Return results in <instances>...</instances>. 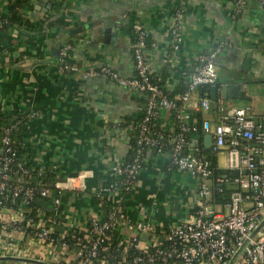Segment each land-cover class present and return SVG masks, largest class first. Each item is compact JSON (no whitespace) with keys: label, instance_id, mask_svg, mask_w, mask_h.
<instances>
[{"label":"crops","instance_id":"0c3cea01","mask_svg":"<svg viewBox=\"0 0 264 264\" xmlns=\"http://www.w3.org/2000/svg\"><path fill=\"white\" fill-rule=\"evenodd\" d=\"M13 1L0 0V10ZM180 1L184 6L182 42L175 50L171 48L170 25ZM233 8L234 0H27L24 3L20 11L22 22L36 26L32 30L16 25L38 33L23 35L16 33L13 26L8 45L0 50V112L10 119L23 116L26 141L35 147L32 163L40 169L54 170L53 182L63 185L57 210L52 197L45 202L50 214L43 210L49 216L44 219L56 218L53 224L46 221L52 224V232L62 228L83 230L92 215L105 217L110 207L119 204L130 219L148 222L164 232L194 215L200 184L199 178L187 172L166 170L167 153L152 149L130 192L121 199L109 194L104 203H97L93 193L106 183L108 170L131 156L134 124L142 115L144 102L139 94L105 76L83 79L75 73L61 71L62 48L70 46L67 58L80 68L106 65L130 77L134 74V29L142 28L150 41L145 58L153 78L177 95L188 82L198 55L224 41L215 59V82L234 74L235 79L243 81L240 87L249 99L224 101L218 89V100L212 110H196L200 98L197 91L189 111L193 116L200 111L201 120L209 122L211 131L188 134L187 150L199 156L212 154L216 169L230 170L228 143L212 153V136L209 144L206 142V136L212 135L220 124L221 109L249 106V115L264 126V5L249 0L238 14ZM60 17L64 18L65 26L50 24ZM76 28L80 30L70 32ZM154 125L173 135L176 131L173 112L160 109ZM242 172L245 174V169ZM221 178L226 188L236 187L228 174ZM213 183L211 178V190ZM210 206L214 211L227 212L226 204L210 203ZM9 216L6 212L5 221ZM61 231L58 241L64 236V230ZM76 249L74 245L65 251L59 242L42 241L35 234L25 235L22 225L13 227L9 223L7 230L0 227V256L77 264ZM0 262L39 264L23 260Z\"/></svg>","mask_w":264,"mask_h":264},{"label":"built area","instance_id":"2783aa9c","mask_svg":"<svg viewBox=\"0 0 264 264\" xmlns=\"http://www.w3.org/2000/svg\"><path fill=\"white\" fill-rule=\"evenodd\" d=\"M248 1L234 0V13H240ZM257 1L264 5V0ZM183 19L184 6L183 1H180L174 9L170 25L171 48L175 50L182 42ZM135 30L132 43L134 74L130 77H124L106 65L96 69L80 68L67 58L69 45L61 50V71L75 73L83 79L92 75L105 76L145 98L129 160L114 163L108 170L106 183L97 188L93 195L97 203L109 194H115L121 199L122 195L132 190L144 168L147 154L155 149L167 153L166 170L177 169L199 178L196 211L191 218L171 225L163 235H159L152 224L130 219L119 204L110 207L105 217L92 215L86 228L82 230L83 235L75 236L72 242L64 240V236L59 241L53 239L52 224L56 222V218L40 219L35 231L37 239L50 243L59 242L65 251L75 245L77 264H89L98 258L101 249L110 247L112 235L117 245L133 249L134 255L128 264H264V224L257 230L264 218L262 124L255 123L254 118L249 115V106L228 107L221 109L220 124L212 131L211 152H217L228 143L227 167L238 171V175L233 178L236 187L226 203L227 212L214 211L210 206L212 190L209 180L213 176L211 162L206 157L187 150V135L198 129L197 122L189 111L193 105L192 96L200 86L215 83V59L224 41L214 49L198 55L186 89L170 98L151 79V71L145 58L146 31L142 28ZM209 101L206 94L200 96L196 110H207ZM162 108L173 112L176 122L173 135L158 130L154 125ZM11 129L12 126H0V219L5 221L4 215L8 212L10 216L6 221L13 227H21L24 221H29L27 205L33 201L35 194L52 197L57 210L63 185L55 181L51 183L52 188L46 185L38 187L23 181V177L28 175V169L15 158ZM201 129L209 133V122L203 120ZM166 140L171 141L170 150L163 148ZM216 181L223 182V179L218 177ZM70 187L74 188L73 185ZM46 221L52 224L48 225ZM142 235H149V238L142 240ZM158 239L166 244L159 245Z\"/></svg>","mask_w":264,"mask_h":264},{"label":"trees","instance_id":"16d2710c","mask_svg":"<svg viewBox=\"0 0 264 264\" xmlns=\"http://www.w3.org/2000/svg\"><path fill=\"white\" fill-rule=\"evenodd\" d=\"M26 1L27 0H14L12 3H8L2 10H0V50L5 49V47L8 45L7 44L8 35H9L10 30L13 28L15 24L24 25L26 28L32 29V30L35 28L36 25L28 26L26 23L24 24L22 22L20 11ZM50 24H57V25L65 26L66 22L63 17H60L59 19H56L55 21H51ZM41 26L42 25H40L39 27ZM135 31L136 30L134 29V32ZM134 34L136 35V32ZM135 35H134V39H135ZM145 41H146V47H147L150 44L148 36L145 38ZM151 79L153 82L160 85V87L168 95V97L174 98L176 96L174 95V93L167 91L160 83H158L153 78L152 74H151ZM186 85H187V82L182 86L179 94L182 93L186 89ZM198 92L200 96H204V94H206V96H209L210 88L208 85H202L198 88ZM141 98H142V101L145 102V98L144 97H141ZM194 119L196 120L197 126H198L197 131H195L194 133L200 134L202 132V129H201L202 120H201L200 111L194 112ZM25 121L26 120L23 119V116L21 115H16L15 117H12V119H10L8 116H4L0 112V126H5V127L12 126L10 136H11L13 148L15 150V158L16 160L20 161L24 165L25 168L28 169V175L23 177L24 179L23 181H27L28 184L38 186V187L42 185L51 187V183L54 181V178L56 175L55 171L52 169H48V168L40 169L38 165H34L32 163L31 159L34 157L35 147L26 141ZM138 121H136L134 124L135 125L134 126L135 127L134 136L131 139L132 148L134 146L133 144H134V138L136 135V125ZM263 129H264V126H263ZM164 145H165L163 147L164 150L171 149V146H172L171 141L166 140ZM0 150H1V144H0ZM204 157H206L211 162V166L213 169L212 178L214 180V183H213L210 203L224 206L228 202L229 195L232 190L229 188H226L225 185L222 184V182H218L216 181V179L218 177L221 178L222 175L226 173L228 174V178L233 180V178L238 175V171L228 170V169L227 170L216 169L214 156L212 154H205ZM48 199L49 197H43L38 194H35L33 201L27 205L29 221H24L22 223V226L25 228V235L33 236L35 234L36 225L39 222V220L44 219V218H49L48 215L50 214V212L46 210L47 208L45 206V202ZM100 203H104V200H100ZM43 210H45V213L48 215H45ZM0 227L4 230L9 229V222L2 221L0 219ZM61 230H54L52 232L53 239H57L58 233L60 231L63 232V230H64V240H67L68 242H72L75 236L77 235H83V231L80 229H76V228H70L69 230H65L64 228H62ZM156 233L159 235H163L164 232H161L157 228ZM111 238L112 240H110L111 241L110 247L108 249H101L99 257L96 259H93L89 264H128L129 263V261L132 259L134 255L133 249L130 246L123 247V245H117V241L114 240L113 235ZM157 243L162 246L166 244V242L163 241L162 239H158ZM1 263L6 264L5 262H1ZM69 264H75V263H69Z\"/></svg>","mask_w":264,"mask_h":264},{"label":"water","instance_id":"95a60500","mask_svg":"<svg viewBox=\"0 0 264 264\" xmlns=\"http://www.w3.org/2000/svg\"><path fill=\"white\" fill-rule=\"evenodd\" d=\"M15 28V32L16 33H21L23 35H35L38 32H30L24 29H21L18 25H14ZM80 28H76L71 30V33L77 32L79 31ZM232 74V76H228L226 80L223 81H219V82H215L214 84L210 85V101H209V105H208V109L212 110L218 100V94L217 91L218 89L220 90V97L222 100L226 101L227 99H233V100H248L249 97L245 95V91L241 89L240 85L243 82L240 79H235V75ZM255 123H257V119L255 118ZM212 135L208 134L206 136L207 139V144H209L210 138ZM264 224V218L261 220V223L258 225V229H260V227ZM149 238V235H142L141 239H147ZM5 260H20V261H30V262H34V263H39V264H57V263H48V262H42L39 260H31V259H27V258H18V257H13V256H0V261H5Z\"/></svg>","mask_w":264,"mask_h":264}]
</instances>
